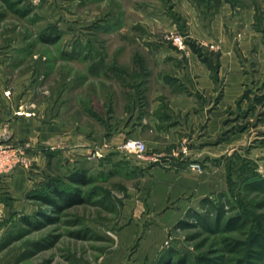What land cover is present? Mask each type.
I'll list each match as a JSON object with an SVG mask.
<instances>
[{
	"label": "rangeland",
	"instance_id": "374dc122",
	"mask_svg": "<svg viewBox=\"0 0 264 264\" xmlns=\"http://www.w3.org/2000/svg\"><path fill=\"white\" fill-rule=\"evenodd\" d=\"M196 1L203 13L226 0ZM196 1L0 0L8 111L12 122L28 113L38 131L1 144L24 147L21 167L34 186L51 172L81 192L58 210L26 197L5 202L0 264H264V94L250 83L255 93L226 113L218 138L226 148L216 157L198 154L214 146L195 143L210 137L203 118L189 123L164 104L162 56L165 47L186 48L184 16ZM174 32L183 47L165 38ZM179 121L178 140L159 148L161 131ZM51 124L62 151L40 167L42 129ZM128 139L144 143L143 156L124 149ZM81 167L87 183L64 177Z\"/></svg>",
	"mask_w": 264,
	"mask_h": 264
},
{
	"label": "crops",
	"instance_id": "0c3cea01",
	"mask_svg": "<svg viewBox=\"0 0 264 264\" xmlns=\"http://www.w3.org/2000/svg\"><path fill=\"white\" fill-rule=\"evenodd\" d=\"M192 5L195 13L191 14L192 21L184 16L190 42L183 50L175 46L165 47L162 56L166 64H169V70L162 71L161 78L165 79L164 84L170 88L163 100L170 112H184L183 118L189 123L203 118L210 137H200L195 143H213L214 146L200 150L198 154L204 155L206 152L216 157L223 154L226 148V140H218L227 119L226 113L243 108L244 96L255 93L253 88H247L250 83L258 90L257 93L264 94V4L261 6L252 1L233 6L223 1L211 16L202 13L193 2ZM176 24L171 21L172 27ZM214 43L216 50L211 49ZM3 91L0 81V143L35 135L34 120L27 119L29 115L25 114L27 118H24L20 117L24 114L16 113L14 121H11ZM159 105L160 101L156 98L152 109H157ZM17 118L22 119L18 121ZM154 118L150 123L155 125L158 119L156 116ZM141 121L145 123L144 118ZM181 123H172L161 131L163 141L159 148H166V145H172L178 140L175 127ZM58 130L53 124L42 129L44 134L41 137L46 145L41 147L43 153L37 155L43 163H37L41 164L40 167L62 151L61 140L64 137L56 133ZM34 182L36 178L30 175L29 169L21 166L6 175L0 174V210L7 201L23 204L25 194L33 188Z\"/></svg>",
	"mask_w": 264,
	"mask_h": 264
},
{
	"label": "trees",
	"instance_id": "16d2710c",
	"mask_svg": "<svg viewBox=\"0 0 264 264\" xmlns=\"http://www.w3.org/2000/svg\"><path fill=\"white\" fill-rule=\"evenodd\" d=\"M226 1L229 2L233 6L245 4V2L243 1L241 2H235L236 0L234 1L226 0ZM195 3H196L195 4L196 7L202 8L199 4L200 2L196 1ZM220 4H221L220 1L217 2L215 5L209 4V6L206 7L208 11H204V12L216 11V9L218 8ZM202 10H204V8H202ZM40 37L43 41H47V42L54 41V38H55V37L52 38L46 34ZM188 42H190V40H188ZM64 177L70 182L75 183L76 185L87 183L90 179L89 176L87 175L86 170L82 167L71 170L70 173L65 174ZM62 180H63V177L53 176L51 175V172L46 173L44 178L26 193L25 197L30 200L34 199V200L41 201L48 206H52L53 209L55 210H58L59 208L63 207L64 204L66 205L67 203L78 201L79 199L78 197L80 196L81 192L77 188V186H75V188L65 189L63 186H61L63 182ZM259 180L264 185V180H261V179ZM259 180H251V181H259ZM49 219L50 217L48 216L45 217V220H49Z\"/></svg>",
	"mask_w": 264,
	"mask_h": 264
},
{
	"label": "built area",
	"instance_id": "2783aa9c",
	"mask_svg": "<svg viewBox=\"0 0 264 264\" xmlns=\"http://www.w3.org/2000/svg\"><path fill=\"white\" fill-rule=\"evenodd\" d=\"M165 38L171 40L179 48L184 45L183 37L178 33L168 34ZM124 149L136 152L139 157L145 153V145L139 139H128L124 144ZM27 162L28 158L24 147L0 143V174H8L17 166H26Z\"/></svg>",
	"mask_w": 264,
	"mask_h": 264
},
{
	"label": "bare ground",
	"instance_id": "6f19581e",
	"mask_svg": "<svg viewBox=\"0 0 264 264\" xmlns=\"http://www.w3.org/2000/svg\"><path fill=\"white\" fill-rule=\"evenodd\" d=\"M26 115H28V113Z\"/></svg>",
	"mask_w": 264,
	"mask_h": 264
}]
</instances>
